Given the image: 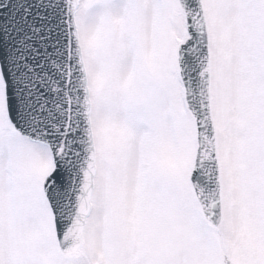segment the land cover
<instances>
[{"label": "snow or ice", "instance_id": "obj_1", "mask_svg": "<svg viewBox=\"0 0 264 264\" xmlns=\"http://www.w3.org/2000/svg\"><path fill=\"white\" fill-rule=\"evenodd\" d=\"M0 264H264V0H0Z\"/></svg>", "mask_w": 264, "mask_h": 264}]
</instances>
